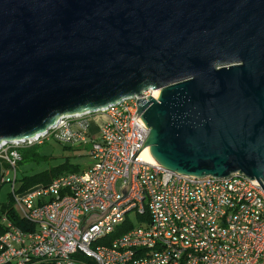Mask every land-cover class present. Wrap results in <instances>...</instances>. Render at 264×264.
I'll list each match as a JSON object with an SVG mask.
<instances>
[{
  "label": "water",
  "instance_id": "obj_1",
  "mask_svg": "<svg viewBox=\"0 0 264 264\" xmlns=\"http://www.w3.org/2000/svg\"><path fill=\"white\" fill-rule=\"evenodd\" d=\"M127 99L161 166L264 189V0H0V148Z\"/></svg>",
  "mask_w": 264,
  "mask_h": 264
},
{
  "label": "built area",
  "instance_id": "obj_2",
  "mask_svg": "<svg viewBox=\"0 0 264 264\" xmlns=\"http://www.w3.org/2000/svg\"><path fill=\"white\" fill-rule=\"evenodd\" d=\"M137 110L136 99L100 110L107 120L93 142V164L24 194L15 193L21 155L12 147L49 136L86 141L88 114L63 117L45 133L0 148L14 169L5 178L16 211L35 226L24 230L2 219L0 264H264L260 182L240 172L180 174L146 159L149 128Z\"/></svg>",
  "mask_w": 264,
  "mask_h": 264
},
{
  "label": "rangeland",
  "instance_id": "obj_3",
  "mask_svg": "<svg viewBox=\"0 0 264 264\" xmlns=\"http://www.w3.org/2000/svg\"><path fill=\"white\" fill-rule=\"evenodd\" d=\"M85 118L89 121L86 141H64L56 136H49L42 143L37 142L38 159L24 161L19 167L18 179L23 178L24 175H33L52 167H58L67 161L73 165H79L81 169L92 165L94 162L92 156L93 142L100 140L101 127L107 118L102 111L88 114ZM13 177L14 173H12L11 178ZM20 183L21 181L18 180L17 189ZM12 190L13 187L10 182L4 183L0 187V202H4Z\"/></svg>",
  "mask_w": 264,
  "mask_h": 264
},
{
  "label": "trees",
  "instance_id": "obj_4",
  "mask_svg": "<svg viewBox=\"0 0 264 264\" xmlns=\"http://www.w3.org/2000/svg\"><path fill=\"white\" fill-rule=\"evenodd\" d=\"M37 143L32 145H25L22 147H12L15 148L21 155V159L17 162L15 170H16V183H15V193L24 194L35 188L48 186L55 178L60 175L71 173V172H79L84 169H81L79 165H73L70 162H65L58 167H52L51 169L41 171L39 173L33 175H24L23 178L18 179V171L20 165L26 160H37L39 157V151L37 148ZM11 163L5 159L0 157V187L7 183L5 178L6 170H14ZM14 171H11V176ZM18 180L21 181L19 188H16V184ZM15 193H9L7 199L4 202H0V235L6 231L5 224L2 219L6 217L13 224L18 226L24 230H30L34 228V224L30 223L28 220L21 218L15 208ZM148 218L149 216L146 214L144 216ZM121 233H119L120 235ZM38 264H54L48 261L40 262Z\"/></svg>",
  "mask_w": 264,
  "mask_h": 264
},
{
  "label": "bare ground",
  "instance_id": "obj_5",
  "mask_svg": "<svg viewBox=\"0 0 264 264\" xmlns=\"http://www.w3.org/2000/svg\"><path fill=\"white\" fill-rule=\"evenodd\" d=\"M153 95L159 96V90L152 91ZM144 157L150 161L156 162V159L152 156L150 148H147L144 152Z\"/></svg>",
  "mask_w": 264,
  "mask_h": 264
}]
</instances>
